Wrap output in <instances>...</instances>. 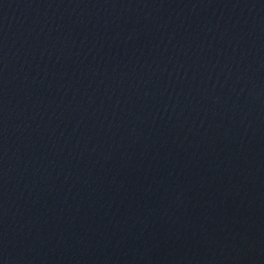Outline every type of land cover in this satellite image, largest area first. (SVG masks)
Wrapping results in <instances>:
<instances>
[{
  "label": "water",
  "instance_id": "obj_1",
  "mask_svg": "<svg viewBox=\"0 0 264 264\" xmlns=\"http://www.w3.org/2000/svg\"><path fill=\"white\" fill-rule=\"evenodd\" d=\"M0 264H264V0H0Z\"/></svg>",
  "mask_w": 264,
  "mask_h": 264
}]
</instances>
